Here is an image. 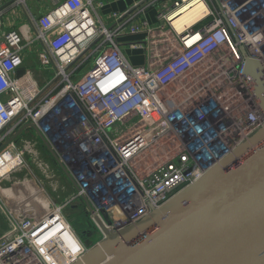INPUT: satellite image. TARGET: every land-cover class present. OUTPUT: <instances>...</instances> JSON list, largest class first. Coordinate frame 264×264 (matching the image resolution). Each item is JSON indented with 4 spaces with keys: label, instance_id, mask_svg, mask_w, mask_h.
Masks as SVG:
<instances>
[{
    "label": "built area",
    "instance_id": "obj_1",
    "mask_svg": "<svg viewBox=\"0 0 264 264\" xmlns=\"http://www.w3.org/2000/svg\"><path fill=\"white\" fill-rule=\"evenodd\" d=\"M51 2L38 18L20 20L21 30L0 33V264H73L105 237L96 218L112 230L140 220L264 124L254 97L236 120L217 93L220 73L252 94L241 50L264 68V0H170L159 24L143 27L116 12L108 27L101 0ZM197 6L196 20L177 30L179 10ZM124 31L147 33L143 43H128L145 49L142 63L122 49ZM34 44L42 81L25 67L17 78ZM34 128L71 180L43 156ZM65 187L68 194L54 196ZM67 209L78 213L79 229ZM88 228L86 243L79 232Z\"/></svg>",
    "mask_w": 264,
    "mask_h": 264
},
{
    "label": "water",
    "instance_id": "obj_2",
    "mask_svg": "<svg viewBox=\"0 0 264 264\" xmlns=\"http://www.w3.org/2000/svg\"><path fill=\"white\" fill-rule=\"evenodd\" d=\"M241 52L243 75L264 113V68ZM24 71L18 68L15 76ZM96 221L105 237L73 264H264V124L202 177L140 220L117 230ZM91 231L79 232L83 242Z\"/></svg>",
    "mask_w": 264,
    "mask_h": 264
},
{
    "label": "crops",
    "instance_id": "obj_3",
    "mask_svg": "<svg viewBox=\"0 0 264 264\" xmlns=\"http://www.w3.org/2000/svg\"><path fill=\"white\" fill-rule=\"evenodd\" d=\"M10 0H0V5L3 7L0 10V33L10 29L21 30L18 25L20 20L26 19L29 15L38 18L43 13L50 10L53 6L51 0H25L23 4H15V6L7 5ZM99 1V0H98ZM103 5L98 9V14L101 21L109 26H112L110 15L116 13H126L133 17V21L140 27H143V21L149 26H156L159 21L156 17L157 12L162 6L170 0H101ZM160 32V31H159ZM157 32V34H159ZM163 31L160 32L162 34ZM146 32H141L138 35H130L127 31L119 36L121 47L126 53L128 59L134 63L139 64L144 61L145 49L130 48L128 43L144 42ZM159 34V35H160ZM159 37V36H158ZM164 36H160V39ZM31 50V49H30ZM25 61L23 67L34 70L37 66L35 54L25 53Z\"/></svg>",
    "mask_w": 264,
    "mask_h": 264
},
{
    "label": "rangeland",
    "instance_id": "obj_4",
    "mask_svg": "<svg viewBox=\"0 0 264 264\" xmlns=\"http://www.w3.org/2000/svg\"><path fill=\"white\" fill-rule=\"evenodd\" d=\"M38 47V44H34L30 50L29 54H34L33 51H35V49ZM223 50L220 49L219 51H217L216 54H213L212 56H210L209 58H206L205 60H203L197 67L195 70H193V72H189L187 73L184 78H182V82L184 80H186L187 78L193 76L195 73L200 72L202 69H204L205 67L209 66V64L212 62L213 58H216V56H221L222 55ZM224 61V60H223ZM224 65H222L221 68H223ZM220 69H214V73H218L220 72ZM34 73L36 75V79H39L40 81H42L43 79V75H40V71H38V66H35L34 68ZM210 71L206 70V74H202V76H200L199 81L197 84L202 83L204 81L207 80ZM45 76L51 80L52 76H53V71L51 70V68H47L46 72H45ZM211 76V75H210ZM180 84V82H174L171 87H177ZM197 84H194V87L197 86ZM217 93L220 96V100H221V105H220V109L222 110V112L224 113L227 112L228 113V118L229 116H233L235 114L236 120H239L240 118L243 117V112L245 110H247L248 108L252 107V104L254 103V96H252L251 92L248 90V88L246 87V83L244 82H237V80H228L225 78V76L221 75L219 73L218 75V90ZM231 114V115H229ZM61 182V181H60ZM70 191L69 187H65L64 189L58 191V193L54 194V196L57 197H63L66 195V193L68 194ZM34 205L36 206L37 209V213L41 214L43 212V209L41 206H39L38 204L34 203ZM78 213H76L75 211H71L68 210L66 211V215L70 217V220L72 221V224L76 227V229H79L81 226V222L79 217H77Z\"/></svg>",
    "mask_w": 264,
    "mask_h": 264
},
{
    "label": "bare ground",
    "instance_id": "obj_5",
    "mask_svg": "<svg viewBox=\"0 0 264 264\" xmlns=\"http://www.w3.org/2000/svg\"><path fill=\"white\" fill-rule=\"evenodd\" d=\"M201 12V7L197 6L195 9L185 12L184 8L179 10L180 16L175 22V27L177 30H181L183 25L191 24L194 20H196L198 14Z\"/></svg>",
    "mask_w": 264,
    "mask_h": 264
},
{
    "label": "trees",
    "instance_id": "obj_6",
    "mask_svg": "<svg viewBox=\"0 0 264 264\" xmlns=\"http://www.w3.org/2000/svg\"><path fill=\"white\" fill-rule=\"evenodd\" d=\"M42 154H43V156H44L46 159L49 160V162L51 163V165H52L54 168L57 167V165L54 163V161L52 160V158L50 157V155L48 154V152H47L46 150H44L43 148H42Z\"/></svg>",
    "mask_w": 264,
    "mask_h": 264
}]
</instances>
